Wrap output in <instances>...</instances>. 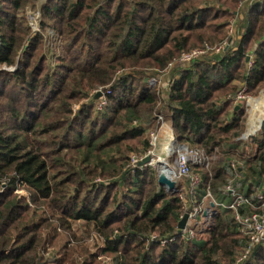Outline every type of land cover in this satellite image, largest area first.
<instances>
[{
  "label": "trees",
  "instance_id": "16d2710c",
  "mask_svg": "<svg viewBox=\"0 0 264 264\" xmlns=\"http://www.w3.org/2000/svg\"><path fill=\"white\" fill-rule=\"evenodd\" d=\"M241 83L264 84V0H0V264H233L246 238L230 210L206 239L178 233L182 202L130 157L147 155L161 110L175 143L222 154L210 175L191 167L199 200L208 186L226 200L228 185L253 198L264 121L243 138ZM238 264H264V244Z\"/></svg>",
  "mask_w": 264,
  "mask_h": 264
},
{
  "label": "built area",
  "instance_id": "2783aa9c",
  "mask_svg": "<svg viewBox=\"0 0 264 264\" xmlns=\"http://www.w3.org/2000/svg\"><path fill=\"white\" fill-rule=\"evenodd\" d=\"M35 15L27 9L26 18L28 23L30 24L32 31L37 30V21L34 20ZM233 32L232 27L230 28V34ZM233 35V34H232ZM224 43L215 47L210 48L205 46L203 48H195L187 52H183L179 58L175 62L169 64L167 71L172 68V66H187L193 60L197 59L201 54L208 53L209 51L219 52ZM154 83H157L156 78H152ZM171 82V79H169ZM101 92L100 97L104 96V92L99 87L96 92ZM105 93H109L110 90L106 89ZM246 85L240 88V90L236 93L235 97L232 99L234 105H242L241 102L246 100ZM106 102L104 98L98 105V108H101L105 105ZM77 109V106L72 107V111L74 112ZM162 115L157 116V124H162ZM158 143V135L157 132H150V145L151 148L147 154H152L153 148ZM173 143V145H170ZM174 147L173 150L171 148ZM165 157L168 156L170 151H173L175 155V160L172 165L165 166V171H161V173L165 174L167 178L175 181L176 184V192L175 195L182 202L184 206L185 213H187V221L180 232L182 235L186 237H191L194 234L193 228L198 225L202 220H199V217L207 215V207L215 214L217 208H223L230 210L239 232L246 238L245 243L242 247L241 252L236 257L233 264L241 263L245 260L252 249L258 244H264V189H258L253 198L247 196L245 192H243L239 188L232 187L231 185L227 186V189L230 192L228 200L220 201L217 200L213 193L210 191V188H206L205 194L199 200L196 195V188L202 182V175L199 172H193L191 170L192 166H200L203 167L206 164L205 153L203 150L190 146L188 144H177L174 141L173 134L167 145L165 146ZM144 156L132 155L130 157L131 166H139L138 162L144 158ZM157 157L160 161L164 162V158H160V155L157 154ZM150 162V161H149ZM148 162V163H149ZM165 163V162H164ZM151 165V164H150ZM210 199L209 202H206V206H204L205 200ZM203 205V206H202ZM209 215V214H208ZM212 215V216H213ZM201 228H203V224H201ZM151 239H155V236H152ZM174 238H170L169 241ZM168 240H161L160 242L163 244Z\"/></svg>",
  "mask_w": 264,
  "mask_h": 264
},
{
  "label": "rangeland",
  "instance_id": "374dc122",
  "mask_svg": "<svg viewBox=\"0 0 264 264\" xmlns=\"http://www.w3.org/2000/svg\"><path fill=\"white\" fill-rule=\"evenodd\" d=\"M41 2L44 1V0H40ZM243 7V6H242ZM241 7V9H242ZM29 11L30 9L27 8ZM26 9V11H27ZM240 13V10L239 12ZM242 15H237V17L235 18L236 21L238 22H241L240 18ZM34 20H36V17H34ZM30 25V24H29ZM235 22H233L232 24V30L233 32H231V34L234 33V27H235ZM239 26V24H238ZM239 31V29H238ZM241 32V30H240ZM221 45V44H220ZM205 46H208L210 48H215L219 45H216V46H212V45H204ZM203 48V47H201ZM209 52H214V51H209ZM10 70H14V68H9ZM156 80H157V86L160 87L161 85H168L169 84V79L171 78V69L168 70V72H165V73H161L159 74L157 77H155ZM153 83L152 79H151V84ZM242 84V83H241ZM243 86V84L241 85V87ZM99 88V87H98ZM96 88L95 91L98 89ZM247 88V87H246ZM256 93L251 94V93H247V97H246V100L244 102H241L242 105H236V108L242 106L243 109H244V115H243V118L245 120V131H244V135H243V138H247L248 136H252L253 134H255L258 129L260 128V125L262 123V121H264V84H262L259 89L255 90ZM157 114H161L163 116V119H162V124L165 120L168 121V119L166 118V116L164 115L165 112H162L161 110L157 113ZM170 123V122H169ZM157 123L154 124V128L156 126ZM162 124H157V128L154 132H157V135H158V141L160 140V136H159V133H162L161 135H164L165 137V134L163 132V129H161L162 127ZM170 126V129H171V125ZM153 128V129H154ZM152 129V130H153ZM160 130V131H159ZM151 132V131H150ZM170 145H173V143H171ZM190 146H193V147H196L194 145H191L189 144ZM199 148V147H197ZM174 147L171 148V150H173ZM201 150L204 151L205 153V160H206V164L205 166H203V169H201L203 172H206L208 171L209 172V175L211 174L210 173V170H211V167H212V164L219 158V156H221L222 154H218V153H212V154H208L206 153V151L204 149H202L201 147L199 148ZM157 154L160 155V158H164V162L160 161V159L157 157ZM165 154H166V151L165 149L163 148L162 145H159V143H157V145L153 148V151H152V154H147L148 156H150V162L149 164H151L150 166L151 167H154L158 174L161 173V171L165 168V166H168L169 164L172 165L174 163V160H175V155L173 153V151H170L168 153V156L165 157ZM146 155V156H147ZM235 158H238V156H235ZM235 161H238V160H235ZM169 165V166H170ZM209 185V184H208ZM211 185V184H210ZM210 188V186H208ZM211 191V190H210ZM212 192V191H211ZM215 196V194H214ZM216 197V196H215ZM228 198L225 200L227 201ZM210 199H206L205 200V203H204V206H206V202H209ZM203 206V205H202ZM209 207H207L206 211H207V215L204 216L202 218L199 217V220H202L198 225H196L193 230H194V234L191 236V238L197 240V239H206L208 237L207 235V232L205 233H202L201 231L202 228H201V224H203L204 228H208L210 224H212L214 218L216 217L217 214H214V216L212 217L213 213L210 209H208ZM209 214V215H208Z\"/></svg>",
  "mask_w": 264,
  "mask_h": 264
},
{
  "label": "water",
  "instance_id": "95a60500",
  "mask_svg": "<svg viewBox=\"0 0 264 264\" xmlns=\"http://www.w3.org/2000/svg\"><path fill=\"white\" fill-rule=\"evenodd\" d=\"M248 59V58H247ZM101 95V92H96L95 97H99ZM150 160V156H145L144 158H142L139 162L138 165L139 166H143L146 163H148ZM158 182L160 185L164 186L166 188L167 191H170L172 193L176 192V184L175 181L170 180L169 178H167L165 176V174L160 173L158 175ZM187 213H184L183 216L181 217V219L178 222L177 225V232L180 233L182 231V229L184 228L186 221H187Z\"/></svg>",
  "mask_w": 264,
  "mask_h": 264
},
{
  "label": "crops",
  "instance_id": "0c3cea01",
  "mask_svg": "<svg viewBox=\"0 0 264 264\" xmlns=\"http://www.w3.org/2000/svg\"><path fill=\"white\" fill-rule=\"evenodd\" d=\"M236 29H234V36L238 38L239 37V34L236 33ZM169 125H170V123L167 122V120H165L163 122V124H162L161 129H163V132L165 134V137H164V135H161L162 133H159L160 140L158 141V143H159V145H162L164 149H165V146L167 145V143L169 142V140L171 138V135L173 134L172 133V129H170V126Z\"/></svg>",
  "mask_w": 264,
  "mask_h": 264
},
{
  "label": "bare ground",
  "instance_id": "6f19581e",
  "mask_svg": "<svg viewBox=\"0 0 264 264\" xmlns=\"http://www.w3.org/2000/svg\"><path fill=\"white\" fill-rule=\"evenodd\" d=\"M163 171H165V169Z\"/></svg>",
  "mask_w": 264,
  "mask_h": 264
}]
</instances>
